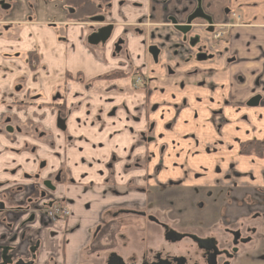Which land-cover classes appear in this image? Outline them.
Listing matches in <instances>:
<instances>
[{
    "label": "flooded vegetation",
    "instance_id": "obj_1",
    "mask_svg": "<svg viewBox=\"0 0 264 264\" xmlns=\"http://www.w3.org/2000/svg\"><path fill=\"white\" fill-rule=\"evenodd\" d=\"M146 1L94 0L96 11L77 21L86 23L90 30L88 41H98L99 49L109 42L112 58L118 59L117 69L99 80L119 75L130 79L132 90L140 89L145 96L142 103L137 101V114L133 116L135 124L144 122L137 140L122 156L110 152L102 163L84 164L81 178L94 169L96 181H77L64 162V144L72 146L74 141L65 127L66 119L80 101L64 107L69 97L66 87L63 92L55 91L50 98L41 100L44 96L27 90L21 73L23 66L16 65L18 74L14 80L6 79L13 70L7 65V54H0V264H38L46 249L55 245L54 232L48 228L71 218L77 202V198L67 197L72 194H78L83 203L90 201L82 204V209L92 204V198L97 206L113 200L99 211L89 240L74 254L83 258L90 247L95 254L92 264H264V213L259 211L264 200L258 197L264 190L242 184L243 180H253L252 175L247 169L238 170V164H232L229 158L213 159L208 170L210 159H200L201 165L195 168L189 163L193 146L195 153L203 148L206 157L216 155L217 146L226 151L224 142L215 143L213 135H208V144L204 142L202 148L203 141L198 137H208L205 127L217 136H222L224 126L231 128L232 121L225 116L229 101L223 99L216 107L214 98H207V104L201 107L204 100L192 95L191 100L183 97L174 104L175 96L165 95L162 86L163 80L169 78L179 90L190 84L213 91L215 88L208 80L214 69L208 66L227 50L219 55L211 52L201 32L209 34L212 45L226 43L228 27L240 25V16L233 14L228 5L222 6L221 0H161L166 13L169 4L176 3L168 16V27L177 37L169 48L182 65L177 62L162 66L163 46L153 43L145 52L153 69L142 62L136 70L130 66L132 61L124 47L125 29L142 35L146 27L154 30L159 24L144 23L146 16L140 15L132 26L123 23L125 29L119 35L116 30L120 25L118 19H126L122 9L128 11L127 16H135ZM32 2L25 0L30 8ZM20 7L18 0H0V38L8 29L6 17ZM170 39L171 34L162 37L164 42ZM35 60L24 66L35 71ZM231 60L227 56L224 64ZM184 65L188 68H183ZM139 70L152 72L148 76ZM69 75L66 79H73ZM191 78L195 81L190 82ZM75 80L82 84L78 74ZM91 83L86 81L83 86L87 89ZM190 105H197V109L190 111L188 119L178 121L181 112ZM86 107L91 108V104L86 103ZM167 107L175 110L170 118H164ZM116 111L117 105L112 106L108 115L114 116ZM98 112L101 121V111ZM235 120L247 123L248 117L239 113ZM190 128L191 134L184 136V140L190 141L179 146L160 143L164 133ZM253 141L264 143V139L240 142L241 158L264 157L241 153V145ZM60 144L63 147L58 151ZM8 145L18 149L7 148ZM140 146L145 147L144 154H138ZM249 193L255 198L247 197ZM232 197L237 201L233 202ZM190 202L196 203L195 208L190 207ZM79 229L69 227L67 231L75 235ZM46 234L50 235L47 239ZM46 256L43 264H57L47 253Z\"/></svg>",
    "mask_w": 264,
    "mask_h": 264
},
{
    "label": "crops",
    "instance_id": "obj_2",
    "mask_svg": "<svg viewBox=\"0 0 264 264\" xmlns=\"http://www.w3.org/2000/svg\"><path fill=\"white\" fill-rule=\"evenodd\" d=\"M31 1L33 2L30 8L25 0H18L22 8L20 7L16 13L5 19L8 29L0 38V54H7V65L13 70L6 79L14 80L13 78L18 74L16 65H20L24 67L21 73L25 76V86L31 94L42 95L44 99L41 100H45L55 91L63 92L66 87L65 92H68L69 97L64 107L69 108L70 103L75 105L76 101H80V105L73 109L71 116L66 119L65 127L74 141L72 146L64 144V162L77 181L86 182L89 179L96 181L94 169L81 178V173L85 170L84 164L89 161L102 163L110 152L122 156L124 150L137 140V132L144 130V122L135 124L133 116L137 114V101L143 102L144 91L132 90L131 80L120 78L116 74L110 75L111 80H99L111 70L117 69L118 59L112 58V45L109 42L104 49H99L98 41H88L90 30L87 29L86 23L68 20L65 0ZM157 1L158 3L146 1L144 7L135 12V16H127L128 11L122 9V15L126 16V19H118L120 25L116 35L125 29L123 23L132 26L137 23L135 17L140 15L146 16L144 23L159 24L154 30L146 27L142 35L136 34L133 29H125L127 34L124 36L126 43L124 47L128 49L132 61L130 66L132 64L136 70L142 62L153 69L145 53L147 46L153 43L163 46L160 59L162 66L165 63L174 65L177 62L182 65L178 57L171 54L169 48L177 37V34L168 27V16L172 15L171 7L176 3H170L166 13L160 5L161 0ZM221 5H228L233 14L240 16L241 23L228 27L226 43L212 45L209 42V34L201 32L211 52L219 55L223 50H227L222 57H218L208 66L214 69V74L208 81L215 89L213 91L207 87L197 89L194 85L188 84L187 88L179 90L176 85H172L173 79L169 78L163 80L162 86L166 89L165 95L175 96L174 104L183 97L191 100L192 95L204 100V103L200 104L201 107L207 104V98H214L216 107L220 106L219 103L223 99L229 101L230 107L225 108V116L232 121L231 128L224 126L222 136L212 134L207 127L204 131L207 136L213 135L215 143L222 140L227 146L226 151L217 146L216 155L206 157L202 147L204 142L208 144L210 137H198L199 141H203L202 149L195 153L194 146L192 147L189 163L195 168L196 165H201L200 159H210L208 170L213 164V159L229 158L232 164H238V170L247 169L246 172L252 175L253 180H243L242 184L250 189L260 187L264 190V157L262 159L241 158L238 151L240 142L264 139V0H221ZM149 15L153 17L150 18ZM153 32L155 38H153ZM168 34H171V39L169 42H164L162 37ZM227 56L232 60L229 64H224V58ZM31 57L36 59L35 71H29L24 66V63H31ZM183 68L188 67L184 65ZM141 72L149 76L152 70ZM77 74L78 78L82 79V84L76 80L74 82ZM68 75L73 79H66ZM94 78L97 80H93ZM86 81L92 82L87 89L83 86ZM194 81V78L190 79V82ZM86 103H90L91 108L88 109ZM116 105V114L110 117L108 111ZM196 107L197 105H190L184 109L178 121L188 119L191 115L190 111L197 109ZM98 111H101V121L98 119ZM239 113L247 115V123L235 120ZM165 114L164 118H170L175 114V110L167 107ZM191 130L192 128L189 131L179 129L176 133H164L160 143L179 146L190 141L184 140V136L190 135ZM9 147L18 149L17 146L8 145L7 148ZM62 147L60 144L57 150L60 151ZM137 150L138 154L145 153L144 146H140ZM80 162L83 164L81 165ZM67 197L77 198L76 205L72 207L71 218L68 222L58 223L48 228L54 232L55 245L53 248L46 249L45 254L39 258L38 264L46 261V253L57 264H92L94 261L92 259L95 254L90 247L83 258L75 257L74 254L80 245L89 240L91 229L99 219V211L113 200L105 201L104 204L97 206L94 203L95 198H92V204L82 209L81 205H87L90 201L81 202L78 194ZM247 197L255 198V195L249 193ZM258 197L264 200V194ZM232 200L237 201L233 197ZM259 211L264 213V206L259 208ZM69 227L75 230L80 229L73 235L67 231ZM46 235L45 239L50 237L49 234Z\"/></svg>",
    "mask_w": 264,
    "mask_h": 264
},
{
    "label": "trees",
    "instance_id": "obj_3",
    "mask_svg": "<svg viewBox=\"0 0 264 264\" xmlns=\"http://www.w3.org/2000/svg\"><path fill=\"white\" fill-rule=\"evenodd\" d=\"M65 3L68 20H83L86 15L93 14L96 11L94 0H65ZM240 151L244 155L252 153L261 158L264 154V143L259 141L249 142L241 145Z\"/></svg>",
    "mask_w": 264,
    "mask_h": 264
},
{
    "label": "rangeland",
    "instance_id": "obj_4",
    "mask_svg": "<svg viewBox=\"0 0 264 264\" xmlns=\"http://www.w3.org/2000/svg\"><path fill=\"white\" fill-rule=\"evenodd\" d=\"M5 16H7L6 13H4V17H5ZM7 91L13 95V93H12L10 90L7 89ZM13 97H16V96L13 95ZM184 198H185V200H187V199H188V196L185 195ZM189 201H192V197L189 198ZM189 205H190L191 208H195L196 203H195V202H190ZM244 262H245V261H244Z\"/></svg>",
    "mask_w": 264,
    "mask_h": 264
},
{
    "label": "built area",
    "instance_id": "obj_5",
    "mask_svg": "<svg viewBox=\"0 0 264 264\" xmlns=\"http://www.w3.org/2000/svg\"><path fill=\"white\" fill-rule=\"evenodd\" d=\"M58 209V212H57V214L60 212V210H59V208H57Z\"/></svg>",
    "mask_w": 264,
    "mask_h": 264
}]
</instances>
